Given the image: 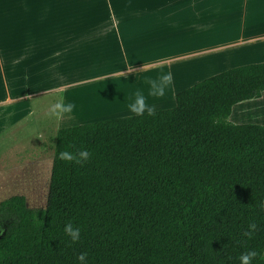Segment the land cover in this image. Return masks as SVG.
I'll return each mask as SVG.
<instances>
[{
	"label": "trees",
	"instance_id": "16d2710c",
	"mask_svg": "<svg viewBox=\"0 0 264 264\" xmlns=\"http://www.w3.org/2000/svg\"><path fill=\"white\" fill-rule=\"evenodd\" d=\"M263 92L246 64L58 129L45 207L0 201V264H264V125L229 120Z\"/></svg>",
	"mask_w": 264,
	"mask_h": 264
},
{
	"label": "crops",
	"instance_id": "0c3cea01",
	"mask_svg": "<svg viewBox=\"0 0 264 264\" xmlns=\"http://www.w3.org/2000/svg\"><path fill=\"white\" fill-rule=\"evenodd\" d=\"M260 62L264 0H0V135L40 94L143 80L142 104L91 123L173 108L182 90ZM259 110L264 92L236 104L229 120L246 123L237 118Z\"/></svg>",
	"mask_w": 264,
	"mask_h": 264
},
{
	"label": "rangeland",
	"instance_id": "374dc122",
	"mask_svg": "<svg viewBox=\"0 0 264 264\" xmlns=\"http://www.w3.org/2000/svg\"><path fill=\"white\" fill-rule=\"evenodd\" d=\"M143 83V80L105 82L70 91L67 96L62 92H51L31 98L28 116L0 135V201L13 195H23L30 208H44L57 130L79 125L77 122L80 120L85 123L91 118L139 106L149 97ZM157 85L154 81L151 84L153 89ZM237 112L234 113L235 118L240 113ZM62 114L71 117L68 123L72 124L59 121ZM249 114L252 119H237L252 124L264 121L261 116L264 113L260 110L246 115ZM3 228L0 224V232Z\"/></svg>",
	"mask_w": 264,
	"mask_h": 264
}]
</instances>
